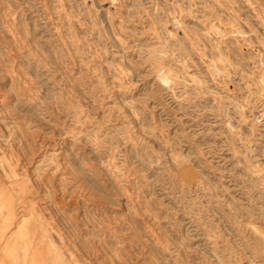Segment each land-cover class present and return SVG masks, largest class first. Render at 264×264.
I'll use <instances>...</instances> for the list:
<instances>
[{"label": "rangeland", "instance_id": "1", "mask_svg": "<svg viewBox=\"0 0 264 264\" xmlns=\"http://www.w3.org/2000/svg\"><path fill=\"white\" fill-rule=\"evenodd\" d=\"M0 264H264V0H0Z\"/></svg>", "mask_w": 264, "mask_h": 264}, {"label": "bare ground", "instance_id": "2", "mask_svg": "<svg viewBox=\"0 0 264 264\" xmlns=\"http://www.w3.org/2000/svg\"><path fill=\"white\" fill-rule=\"evenodd\" d=\"M18 122V121H17ZM38 153V152H37ZM34 159V158H33ZM9 160V159H8ZM22 164V163H21ZM32 202V201H31ZM30 205H32L31 203H30ZM36 208V207H35ZM26 220V219H25ZM27 221V220H26Z\"/></svg>", "mask_w": 264, "mask_h": 264}]
</instances>
